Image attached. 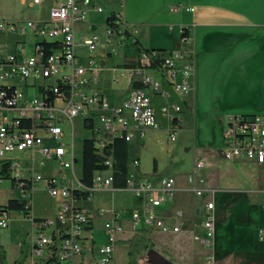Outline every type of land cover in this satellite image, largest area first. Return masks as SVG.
Returning a JSON list of instances; mask_svg holds the SVG:
<instances>
[{
	"label": "built area",
	"instance_id": "1",
	"mask_svg": "<svg viewBox=\"0 0 264 264\" xmlns=\"http://www.w3.org/2000/svg\"><path fill=\"white\" fill-rule=\"evenodd\" d=\"M95 1L31 0L32 7L50 4L46 19L0 21V50L4 46L1 42L4 32L24 35L30 30L35 37L41 38L35 42L34 54L29 57L19 59L14 52L0 58V161L11 164L16 189L31 207L28 194H33L41 181L50 196L60 201L54 219H40L36 223L31 213L37 230L31 245L32 264L47 261L52 264H113L116 246L124 240L120 214L111 211L104 224L107 240L97 246L89 228L91 214L75 205L77 200L73 192L76 190L93 194L100 190L115 192L116 189L110 171L97 173L92 188L82 185L81 177L75 172L78 158L74 146V119L94 121L95 114L99 113L101 127L97 129L106 136L105 140L124 137L129 143L136 136L143 138L147 131L164 129L173 142L182 129L180 117L189 108L188 97L195 86L194 41L188 30L183 29L181 41L188 44V48L141 51L135 58L136 66L126 68V75L130 81L136 78L143 87L131 90L120 104L110 106L105 96L93 89L104 71V55L97 52L102 43L97 35L77 38V25L89 22L92 13H102ZM115 1L123 3V0ZM181 9L194 10L179 4L171 7L170 12L177 13ZM116 16L112 26L105 27V46L109 54H117L119 48L124 52L139 34L138 27L129 25L120 14ZM42 43L56 44L57 48L51 47V53H47ZM29 88H35L36 97H28ZM62 122L71 126L70 143L63 141L67 135L60 126ZM53 142L57 145L52 146ZM104 146L105 141H101L99 147ZM219 153L229 162L243 160L264 164V115L227 116L222 123ZM9 154L18 156L13 158ZM22 159L29 164L24 170ZM53 162L59 166L58 171L52 170ZM105 164L111 169L112 159ZM139 164V160L133 161L134 166ZM206 167L205 159L197 157L187 177L190 190L198 200L214 193L203 186L205 180L201 173ZM126 189L143 201L142 215L137 211L131 215V234L141 229L140 222L152 232L177 234L181 231L182 211H176L171 225L158 213L177 191L173 177L164 176L155 182L129 173ZM214 209V201L206 200L198 210L203 217V235L194 236V240L205 250H210L213 243ZM107 212L100 211L101 214ZM9 222L10 215L0 212V232L9 227ZM260 238L264 240V232L260 233ZM205 264H213L210 256L206 257Z\"/></svg>",
	"mask_w": 264,
	"mask_h": 264
},
{
	"label": "crops",
	"instance_id": "2",
	"mask_svg": "<svg viewBox=\"0 0 264 264\" xmlns=\"http://www.w3.org/2000/svg\"><path fill=\"white\" fill-rule=\"evenodd\" d=\"M100 1L104 0L95 2L99 5ZM141 1L151 6V12L154 14V19L150 20L152 22L145 23L141 17L126 11L125 3L136 11L137 8L140 10ZM179 4L194 10L181 9L177 13L170 12L171 7ZM121 5L122 11L113 10L110 15L120 14L127 23L138 27V40L145 49H187L188 44L181 41L183 29L188 30L194 41L195 86L188 97L189 108L184 112L188 111L193 121V164L197 157L205 159L207 167L201 173L205 180L203 186L214 193L201 200L196 198L187 181L193 169L192 165L187 176H170L176 180L177 191L173 199L158 209L159 215L171 225L174 223L176 211H182L184 216L180 221L179 233L187 235L191 232L194 240V236L203 235V217L198 210L206 200H213L215 203L216 193L221 192L224 195H221L219 205L215 203L213 213V243L206 257L210 256L213 264H264V240L260 238V233L264 232V176L261 174L264 164L256 165L243 160L226 161L219 153L222 140L217 137L216 127L218 113L221 112L242 115L264 113V0H123ZM89 28L95 31L97 26L91 24L86 26L85 30ZM153 34H156L157 39H151ZM2 50L4 49L0 50V58L13 53ZM107 50L106 48L101 52L105 58L102 62L104 71L94 86L96 89H93L104 96L106 91H111L114 94L113 105H118L126 97L130 83L126 68L121 65L125 59L132 60L134 56L132 57L129 51L126 56L125 50L121 59L115 62V55L109 54ZM206 111L215 112L212 130L208 134L209 142L200 138L206 133L204 131L207 124L204 120L200 122V117H206ZM186 120L190 123L191 117ZM181 122L183 129L182 118ZM200 133L202 135H199ZM95 193L104 194L110 197V200L95 206ZM10 199L20 198L11 192L8 196H0V205H6ZM53 199L52 217H36L32 206L33 217L37 220L54 219L60 201ZM82 201H76L75 205L91 214L93 219L90 230L94 227L97 213L101 214L100 207L108 211L106 221L111 211L120 214L119 209H127L133 212L143 206V201L127 189L115 192L96 191L87 200L90 201L87 207L81 204ZM93 207L98 208L97 211H94ZM11 213L9 228L0 232V244L6 250L9 264H13L21 252L18 241L23 232L21 228H16L15 222H28L32 232L36 230L34 221L23 212V215L20 213L18 217H12ZM29 229L26 230L27 233ZM30 252L31 246L28 254ZM28 264H32L31 261Z\"/></svg>",
	"mask_w": 264,
	"mask_h": 264
},
{
	"label": "rangeland",
	"instance_id": "3",
	"mask_svg": "<svg viewBox=\"0 0 264 264\" xmlns=\"http://www.w3.org/2000/svg\"><path fill=\"white\" fill-rule=\"evenodd\" d=\"M31 0H0V21H28V20H38V19H46L48 17L50 4L46 3L41 7H30ZM140 10L137 8L136 11L130 5H126V11L130 14L141 17L145 20V23L152 22L150 21L153 18L151 12V6L148 5L147 2H140ZM102 9V13H92L90 15L89 24H79L77 25V29L80 30V33L77 34V38L80 37H88L97 35L102 43V47L98 49V53H101L104 49H106V18L110 15L113 10H121L122 5L115 0H104L100 1L98 5ZM124 7V8H125ZM96 25L97 29L92 31L91 28L85 30V27L88 25ZM133 26V24L128 23ZM140 25V24H139ZM157 34V33H156ZM156 34L151 35V39H157ZM41 38L35 37V35L27 30L24 35L19 34H10L9 32H4L1 34V42L4 44L2 52L11 51L17 52L19 59H23L25 57H29L34 54L35 50V42L40 40ZM18 42H22L19 46ZM25 52V55H24ZM122 49L119 48L117 50V54H114V61H118L121 59ZM96 89V87H94ZM28 97L33 98L36 97L35 88L28 89ZM114 94L111 91L105 92V98L108 104L111 106L114 103ZM203 114V113H202ZM206 117L203 119L200 117V122L204 120L206 125V130L204 131V137H200L201 140L209 142V133L212 130V119L214 117L215 112H205ZM219 115V116H218ZM217 120V137L221 141L222 140V123L226 121V117L229 115H242L233 114V113H218ZM245 115L255 116V115H264V113H248ZM187 117H191L190 123L186 120ZM181 118L183 119V129L179 130L176 133L175 141L171 142L169 140V134L166 130H150L147 131L143 138L138 136L134 137L131 142H129V172L131 175L136 178L141 177V175H151L154 172V166L157 167V174H164L167 176L173 177H184L187 176L192 169L193 165V143H194V132H193V121L192 116H190L188 111H185L181 114ZM94 125L95 128H100V114L97 113L94 116ZM199 125H202L199 123ZM60 126L64 129L67 137L63 139L65 143L71 142V126L65 122H62ZM200 128V127H199ZM91 131L85 129L83 124V119L77 118L73 121V135H74V146H75V154L78 158V162L75 164V172L77 175H81L82 172V146L83 140L85 138L91 137ZM199 135H202L200 133ZM48 141L47 138H45ZM200 140V139H199ZM57 143L53 142L52 146H56ZM68 148V147H67ZM9 156L16 158L18 154H9ZM139 159V166H134V159ZM69 160L70 158H66ZM29 164L25 162V159L21 160V168L24 170L28 168ZM52 170L58 171L59 166L56 162L52 163ZM261 174L264 176V167L261 169ZM14 192L15 196L18 198L25 199L23 194L12 187V183L9 180H4L0 182V196L5 197ZM215 196V203L218 204L220 201L221 192H217ZM105 197V198H103ZM259 197V196H257ZM95 206L97 204L103 205L110 200V197L101 194L95 193ZM262 198V197H261ZM28 199L32 200L33 205V213L38 218L43 217H52L53 216V201L54 199L50 196V194L45 189V184L43 181L37 183L36 191L33 194H28ZM98 200H101L98 202ZM260 201L261 199L258 198ZM90 201H82L81 204L84 207H87ZM219 205V204H218ZM98 208L93 207L94 211H97ZM99 210H107L106 208L100 207ZM120 211V224L125 229V234L122 238L127 239L132 237L131 234V225L130 218L132 211H127V209H119ZM136 211L142 215V208H137ZM22 214V212H12V217H18L17 215ZM96 213V212H95ZM23 215V214H22ZM108 214L105 213L101 215L97 213V219L94 222V227L92 229V233L95 239L97 246L103 245L106 242V235L104 231L105 219ZM24 221V220H23ZM10 226V224H9ZM16 228H21L23 235L19 242L20 249L21 246L24 245L25 250H29V246L33 243V237L36 236L37 230L32 232L31 224L28 222L18 223V220L15 222ZM9 228V227H8ZM7 228V229H8ZM30 228V229H29ZM139 228H144L143 223H139ZM6 229V230H7ZM29 229V233L26 230ZM5 231V230H3ZM2 231V232H3ZM5 233V232H4ZM3 233V234H4ZM188 235V236H187ZM186 234H174V233H159L152 232V240L155 243L156 251H158L161 255H163L169 262V264H205L206 263V254L210 250H205L201 248V246L193 240V234L191 232ZM24 243V244H23ZM23 244V245H22ZM128 247L122 243L117 244L114 255V264H127L128 256H127ZM27 264L31 261V256L28 254ZM149 259L146 254L139 259L138 264H149Z\"/></svg>",
	"mask_w": 264,
	"mask_h": 264
},
{
	"label": "trees",
	"instance_id": "4",
	"mask_svg": "<svg viewBox=\"0 0 264 264\" xmlns=\"http://www.w3.org/2000/svg\"><path fill=\"white\" fill-rule=\"evenodd\" d=\"M117 14L113 13L106 18V25L112 26L114 20L117 18ZM45 47L47 53H51L49 50L51 47L57 48L56 44L52 43H42ZM127 53L130 52L133 57L132 60L125 59L124 63L121 65L124 68L135 67V58L141 51L151 52V51H164V50H154V49H145L140 45L139 40L137 39L134 44L130 47H127ZM129 51V52H128ZM130 56V57H131ZM131 57V58H132ZM143 87L140 81L136 78H133L129 83L128 92L135 88ZM50 99H53V95ZM85 129L91 131V137L85 138L83 140L82 146V172H81V183L86 188H92L94 185V177L99 172L110 171L113 177V187L116 190L126 189L127 179L129 176V156H128V143L125 138L115 137L106 139L105 135L101 134V131L95 128L93 120H84L83 121ZM101 135V136H100ZM100 136V137H99ZM105 141L104 147H99V143ZM112 159L113 165L111 169H108L106 166V161ZM78 162V159H77ZM157 167L154 166V172L151 175H141L142 179H152L157 182L160 178L164 177V174H157ZM0 180H9L12 183V187L16 189V180L11 175V164L9 162L0 161ZM93 194L89 191H79L76 190L73 192V196L77 201H85L90 199ZM32 207L29 205L26 199H10L6 205H0V212H6L10 215V212L21 211L26 217L31 216ZM36 223L40 222L35 219ZM152 231L147 228H141L136 231L132 237L124 240H120L119 243H122L128 247L127 264H138L139 259L146 254V252L155 248V243L152 240ZM24 244V243H23ZM22 244V245H23ZM0 257L3 259L5 264L8 263L7 253L4 247L0 244ZM28 259V251L25 250L24 245L21 246L20 257L13 264H26ZM38 264H52L51 261L41 262Z\"/></svg>",
	"mask_w": 264,
	"mask_h": 264
},
{
	"label": "water",
	"instance_id": "5",
	"mask_svg": "<svg viewBox=\"0 0 264 264\" xmlns=\"http://www.w3.org/2000/svg\"><path fill=\"white\" fill-rule=\"evenodd\" d=\"M146 256L152 264H169L168 260L154 248L149 249ZM0 264H5L1 257Z\"/></svg>",
	"mask_w": 264,
	"mask_h": 264
},
{
	"label": "flooded vegetation",
	"instance_id": "6",
	"mask_svg": "<svg viewBox=\"0 0 264 264\" xmlns=\"http://www.w3.org/2000/svg\"><path fill=\"white\" fill-rule=\"evenodd\" d=\"M149 264H152L151 262H149Z\"/></svg>",
	"mask_w": 264,
	"mask_h": 264
}]
</instances>
